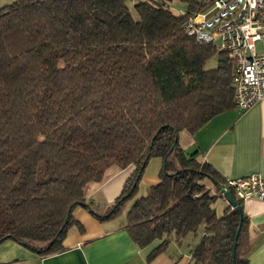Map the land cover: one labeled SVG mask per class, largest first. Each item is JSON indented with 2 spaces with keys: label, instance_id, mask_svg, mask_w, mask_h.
<instances>
[{
  "label": "trees",
  "instance_id": "obj_1",
  "mask_svg": "<svg viewBox=\"0 0 264 264\" xmlns=\"http://www.w3.org/2000/svg\"><path fill=\"white\" fill-rule=\"evenodd\" d=\"M186 14L210 0H179ZM170 0H13L0 7V243L37 256L63 249L75 207L99 222L133 200L151 157L159 182L131 203L124 228L139 247L203 234L189 264H250L242 201L217 215L224 179L178 142L233 108V62L183 29ZM216 58V65L205 64ZM134 169L110 204L89 185ZM213 186L208 188L203 182ZM234 255L232 244L239 226Z\"/></svg>",
  "mask_w": 264,
  "mask_h": 264
},
{
  "label": "crops",
  "instance_id": "obj_2",
  "mask_svg": "<svg viewBox=\"0 0 264 264\" xmlns=\"http://www.w3.org/2000/svg\"><path fill=\"white\" fill-rule=\"evenodd\" d=\"M12 1L0 0V7ZM180 138L181 132L178 142L184 153L196 152V158L210 164L223 179L254 173L264 176V97L246 109L233 107L213 116L197 131L189 133L183 146ZM153 158L160 161L155 165V173L149 171ZM160 168V158L148 160L134 199L159 182ZM133 169L132 165L123 169L109 166L103 179L88 187L87 202L110 204ZM203 183L213 188L210 182ZM218 202L220 212L215 208L220 215L228 203L221 197ZM242 210L247 218L243 256L250 264H264V199L249 197L242 201ZM72 216L77 224L68 229L61 251L41 257L13 240H5L0 243V264H189L194 246L203 234V228L199 227L180 242L170 240L163 252L147 260L161 240L137 247L124 228L125 216L99 222L82 206L75 207Z\"/></svg>",
  "mask_w": 264,
  "mask_h": 264
},
{
  "label": "built area",
  "instance_id": "obj_3",
  "mask_svg": "<svg viewBox=\"0 0 264 264\" xmlns=\"http://www.w3.org/2000/svg\"><path fill=\"white\" fill-rule=\"evenodd\" d=\"M210 3L203 11L181 12L187 15L183 29L197 42L212 43L227 54L233 62V106L246 109L264 97V0ZM223 185L230 188L235 200L264 199V176L260 174L226 178ZM218 193L223 198L220 189Z\"/></svg>",
  "mask_w": 264,
  "mask_h": 264
},
{
  "label": "rangeland",
  "instance_id": "obj_4",
  "mask_svg": "<svg viewBox=\"0 0 264 264\" xmlns=\"http://www.w3.org/2000/svg\"><path fill=\"white\" fill-rule=\"evenodd\" d=\"M162 1V0H161ZM167 1V0H166ZM169 1V0H168ZM170 2H172L171 4H170V7H171V9H172V11L173 12H175V13H181V12H184V11H186V4L184 3V2H182V1H179V0H170ZM216 65V58L215 57H213V58H211L206 64H205V68H212V67H214ZM181 132V138H180V144L183 146L185 143H186V141H187V138H189V133L187 132V131H185V130H182V131H180ZM152 158V157H151ZM152 161H151V163H150V167H149V171H151V172H154L155 173V169H157L156 168V166L155 165H158V162H160L159 161V159H157V158H153V159H151ZM115 166V165H114ZM145 170V169H144ZM91 185H89V187H90ZM138 191V190H137ZM221 202V201H220ZM220 202H218L217 204L215 203V207L217 208V211L218 212H220V205H221V203ZM130 204V202L128 203V204H126V206L122 209V211H121V213L119 214V216H125V211H126V209H127V207H128V205Z\"/></svg>",
  "mask_w": 264,
  "mask_h": 264
},
{
  "label": "water",
  "instance_id": "obj_5",
  "mask_svg": "<svg viewBox=\"0 0 264 264\" xmlns=\"http://www.w3.org/2000/svg\"><path fill=\"white\" fill-rule=\"evenodd\" d=\"M218 188L222 191L224 200L229 205H232L234 207L236 202H235V199L232 196L230 188L228 186L223 185V184H218ZM240 226H241V224H239V226H238V228H237V230L235 232V237H234L233 244H232V253H233V255H234V252H235L236 241H237V237H238V234H239Z\"/></svg>",
  "mask_w": 264,
  "mask_h": 264
}]
</instances>
